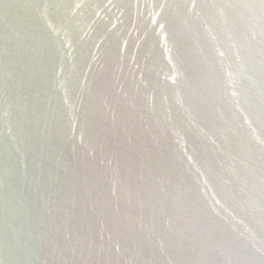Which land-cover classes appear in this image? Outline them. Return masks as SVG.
Returning <instances> with one entry per match:
<instances>
[{
  "label": "water",
  "instance_id": "95a60500",
  "mask_svg": "<svg viewBox=\"0 0 264 264\" xmlns=\"http://www.w3.org/2000/svg\"><path fill=\"white\" fill-rule=\"evenodd\" d=\"M0 264H264V0H0Z\"/></svg>",
  "mask_w": 264,
  "mask_h": 264
}]
</instances>
